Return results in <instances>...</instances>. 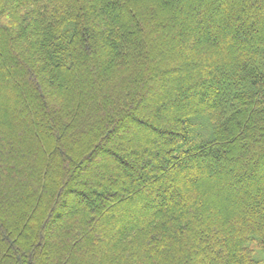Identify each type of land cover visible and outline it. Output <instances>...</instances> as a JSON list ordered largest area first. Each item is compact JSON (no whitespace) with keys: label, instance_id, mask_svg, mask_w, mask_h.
I'll use <instances>...</instances> for the list:
<instances>
[{"label":"trees","instance_id":"obj_1","mask_svg":"<svg viewBox=\"0 0 264 264\" xmlns=\"http://www.w3.org/2000/svg\"><path fill=\"white\" fill-rule=\"evenodd\" d=\"M264 0H0V264H264Z\"/></svg>","mask_w":264,"mask_h":264},{"label":"rangeland","instance_id":"obj_2","mask_svg":"<svg viewBox=\"0 0 264 264\" xmlns=\"http://www.w3.org/2000/svg\"><path fill=\"white\" fill-rule=\"evenodd\" d=\"M251 248L255 257L264 263V248L257 241L251 242Z\"/></svg>","mask_w":264,"mask_h":264}]
</instances>
